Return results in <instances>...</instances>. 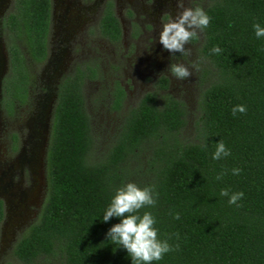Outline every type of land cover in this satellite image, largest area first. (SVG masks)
<instances>
[{"label": "trees", "instance_id": "16d2710c", "mask_svg": "<svg viewBox=\"0 0 264 264\" xmlns=\"http://www.w3.org/2000/svg\"><path fill=\"white\" fill-rule=\"evenodd\" d=\"M203 9L211 18L199 47L208 61L202 71L207 82L191 135L183 132L185 102L168 90L169 78L160 75L154 88L128 108L114 140L97 154L83 82L100 68L96 72L88 66L85 73L78 67L61 77L46 147L45 194L13 246L22 262L132 264L127 250L107 237L120 218L104 222L103 215L115 191L134 182L155 185L159 192L156 206L140 212L156 217L160 239L173 233L180 237L169 240L179 249L153 264H264V37L257 38L253 27H264V0H209ZM49 18L50 0H12L3 16L9 71L2 88L9 111L27 97L30 61L45 57ZM102 22L118 42L122 29L114 12L107 11ZM214 46L222 51L213 53ZM11 73L16 78L10 81ZM110 91V106L121 108L124 87L115 79ZM238 105L247 111L233 116ZM220 140L231 155L214 160ZM233 168L240 174L233 175ZM221 173L226 174L217 180ZM222 189L244 196L229 204ZM170 212H178L180 219ZM3 214L0 199V221Z\"/></svg>", "mask_w": 264, "mask_h": 264}, {"label": "rangeland", "instance_id": "374dc122", "mask_svg": "<svg viewBox=\"0 0 264 264\" xmlns=\"http://www.w3.org/2000/svg\"><path fill=\"white\" fill-rule=\"evenodd\" d=\"M9 0L0 5V18ZM169 3L171 0H168ZM209 0H184L185 7L203 8ZM172 11L166 14L167 20L177 14L176 2L170 3ZM72 26L79 20L78 11H74ZM143 15V13H142ZM146 26L135 34L134 29L126 26L125 36L113 46L107 42L98 44V63L100 73L94 78H86L83 88L86 109L91 117L95 149L101 154L116 137L124 116L132 105L147 90L154 88L157 78L166 75L169 78L168 90L186 104L188 124L184 134L193 132V120L198 113V98L207 79L202 71L208 61L200 53L202 32L186 48L191 49L188 56L165 50L159 42L162 25ZM0 41L6 53V68L0 78V199L4 214L0 221V264L13 261L22 262L13 252V246L24 229L36 217L46 190L45 155L49 137L52 108L56 99V83L65 70L71 68L76 59L66 55H51L49 59L30 61L32 75L28 83L27 97L17 100L9 111L4 104L2 78L9 71L8 39L0 25ZM199 64V70L193 64ZM171 64H183L192 71L185 80L175 78L168 68ZM10 81L16 78L10 74ZM124 87L125 97L121 108L110 106L111 88L114 80ZM9 102V101H8ZM132 164H136L133 162ZM23 167L22 178L20 169ZM45 264V262H44Z\"/></svg>", "mask_w": 264, "mask_h": 264}, {"label": "clouds", "instance_id": "9594fccd", "mask_svg": "<svg viewBox=\"0 0 264 264\" xmlns=\"http://www.w3.org/2000/svg\"><path fill=\"white\" fill-rule=\"evenodd\" d=\"M176 7V17L162 25L159 42L172 54L181 53L188 56L191 49L186 48V45L193 39H198V32H202L209 26L211 18L199 6L185 7L184 0H176ZM253 27L257 38L264 37V27L259 23L254 24ZM211 51L219 54L222 50L219 46H214ZM192 67L199 70L197 63H194ZM168 71L180 80L188 79L192 75V71L183 64H171ZM246 111L245 106L238 105L232 109V114L235 116L237 112L245 113ZM200 147L204 149L207 145L202 144ZM230 155V150L220 140L216 144L212 158L220 160ZM240 172L239 168L232 169L233 175H239ZM224 174L226 173L217 175L216 179L220 180ZM220 195L229 197V204H236L243 198L244 193L230 194L228 189H222ZM158 197L159 192L156 191L155 185L140 187L134 182H128L115 191L103 215L104 222H108L113 217L120 218V222L109 229L107 237L118 247L127 250L132 264H153L154 261L162 260L166 253L176 251L180 247L179 243L175 246L169 243L173 237L179 240V233L166 234V239H160L156 217L150 211H144L143 214L140 212L141 209L155 207ZM170 215H174V219H180L178 212L175 214L170 212Z\"/></svg>", "mask_w": 264, "mask_h": 264}, {"label": "flooded vegetation", "instance_id": "af4514ba", "mask_svg": "<svg viewBox=\"0 0 264 264\" xmlns=\"http://www.w3.org/2000/svg\"><path fill=\"white\" fill-rule=\"evenodd\" d=\"M176 2L171 0L170 3ZM168 0H50L49 27L46 36V54L43 60L53 55H66L69 59H76L71 68L65 70L56 83V95L58 83L62 76L76 71L78 67L89 72L88 66L95 68L98 72V44L107 42L115 45L108 27L103 25L104 14L112 10L117 16L122 32L121 38L125 36V22L127 27L134 29L132 34L144 28V22L150 21L151 25L157 27L167 21L165 13L170 11ZM3 1L0 0V5ZM12 5V0L6 3V12ZM1 7V6H0ZM74 11H80L79 20L72 26ZM172 11V10H171ZM4 12V14H5ZM143 13V15H142ZM0 18V25L3 27V16ZM71 23V24H70ZM4 28V27H3ZM1 98V94H0ZM23 167L19 173L22 178Z\"/></svg>", "mask_w": 264, "mask_h": 264}, {"label": "water", "instance_id": "95a60500", "mask_svg": "<svg viewBox=\"0 0 264 264\" xmlns=\"http://www.w3.org/2000/svg\"><path fill=\"white\" fill-rule=\"evenodd\" d=\"M3 1V0H2ZM6 53L2 48V43L0 41V78L2 77L6 68Z\"/></svg>", "mask_w": 264, "mask_h": 264}]
</instances>
